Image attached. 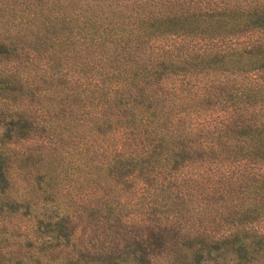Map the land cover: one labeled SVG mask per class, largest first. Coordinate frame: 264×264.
Here are the masks:
<instances>
[{
  "label": "trees",
  "instance_id": "1",
  "mask_svg": "<svg viewBox=\"0 0 264 264\" xmlns=\"http://www.w3.org/2000/svg\"><path fill=\"white\" fill-rule=\"evenodd\" d=\"M263 72L264 0H0V264H264Z\"/></svg>",
  "mask_w": 264,
  "mask_h": 264
},
{
  "label": "rangeland",
  "instance_id": "2",
  "mask_svg": "<svg viewBox=\"0 0 264 264\" xmlns=\"http://www.w3.org/2000/svg\"><path fill=\"white\" fill-rule=\"evenodd\" d=\"M187 1H189V0H187ZM185 7L186 6H184L183 8H185ZM177 10H178V8H177ZM179 10H180V7H179ZM258 79H259V81H264V72L260 73L258 75ZM27 147L28 148H35V145L31 143V144H28ZM232 176H234V175H232ZM131 186L133 187V183L130 184V187ZM130 187H129V184L124 186V191H127L126 192L127 194L129 193ZM205 188L206 187H203L202 189L205 190ZM185 189H186L185 192H187V195H185V196L183 195L184 196L183 197V205L179 206V208H182V210H181L182 216L180 218L184 219V220H190L193 222H197V220H199V218H201L202 220H205L206 217L202 216V215H200V217L198 218L197 212H198V207L200 205L199 201H201V199H203L202 203L204 201H208L210 199L209 193H206V194H205V192L201 193V190L197 189V188H196V190H193L191 187H188ZM204 195H208V196H204ZM132 197L133 196L129 195L128 200H132ZM235 197L241 198V195H236ZM217 199H219L218 196L215 197L214 200H212V201L210 200L211 202L209 201V205H212V209L208 206V209L206 211L209 212L210 209L213 212L218 211L217 204H219V202L217 201ZM258 229L260 231H264V223L261 224V226Z\"/></svg>",
  "mask_w": 264,
  "mask_h": 264
}]
</instances>
